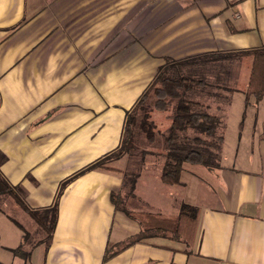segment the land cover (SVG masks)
I'll use <instances>...</instances> for the list:
<instances>
[{"label": "crops", "instance_id": "0c3cea01", "mask_svg": "<svg viewBox=\"0 0 264 264\" xmlns=\"http://www.w3.org/2000/svg\"><path fill=\"white\" fill-rule=\"evenodd\" d=\"M262 48L264 0H0V174L30 210L58 206L46 256L12 263L264 264V98L245 107L253 60L231 56ZM167 66L205 82L195 102L222 125L244 93L239 139L249 123L256 160L226 164L223 136L220 165L185 164L179 185L160 169L127 189L124 156L104 165L118 171L87 170L121 149L128 114ZM183 204L201 211L192 246L153 238L104 260L142 231L126 212L172 218Z\"/></svg>", "mask_w": 264, "mask_h": 264}, {"label": "trees", "instance_id": "16d2710c", "mask_svg": "<svg viewBox=\"0 0 264 264\" xmlns=\"http://www.w3.org/2000/svg\"><path fill=\"white\" fill-rule=\"evenodd\" d=\"M231 56L233 58L247 56L253 60L249 84L246 90L245 107L247 108L252 97L256 101L264 98V48L231 54ZM204 83V81L190 77L172 78L170 77V66L161 68L151 87L127 116L121 149L93 164L87 170L105 168L110 171H118L113 168H107L104 165L108 160L123 156L134 149L132 129L137 126L145 134L148 142L154 143L156 141L155 124L151 120V110L149 108L152 98L155 99V110L166 112L172 108V114L168 117L171 125L168 132L163 135L165 162L160 176L161 181L167 185H179L185 164L199 165L210 169L218 167L220 162L217 152L221 150L224 143V137L218 135L222 126V119L219 116L210 114L201 103L191 101L186 96L189 91ZM189 130H195L201 136L189 137L187 135ZM136 179V175L130 177L125 173V186L130 184L133 190ZM20 193L19 189L11 187L0 174V211L4 212L1 204L5 198L14 199L47 234L43 240L45 244L44 256H46L58 221V206L56 204L51 209L32 211L26 206ZM112 200L120 208L121 195L113 194ZM200 213L199 208L187 204H183L179 214L173 218H165L152 213L126 212L129 218L139 222L142 231L120 244L116 249L107 250L104 260L114 257L135 243L153 238L182 242L190 247L196 238ZM16 224L23 229L25 236L28 235L19 223ZM23 248L24 245L21 244L17 249L11 251L16 255L26 257Z\"/></svg>", "mask_w": 264, "mask_h": 264}, {"label": "rangeland", "instance_id": "374dc122", "mask_svg": "<svg viewBox=\"0 0 264 264\" xmlns=\"http://www.w3.org/2000/svg\"><path fill=\"white\" fill-rule=\"evenodd\" d=\"M236 73L239 75L240 80L233 87L237 90L243 91L245 85V70L239 69L236 70ZM181 76H192V73L189 70L188 72H186V70L180 69L173 71L172 74H170V77L172 78H178ZM212 91L213 87L205 88L204 92L201 94V97L203 99L208 98L211 95ZM197 95L198 94L195 91H190L186 96L187 99L195 101V99H197ZM231 97V106L229 105V109L228 107L226 108V110H228L227 114H221V117H223L225 121L219 129L218 135L225 137L226 144L223 147L225 148L224 150L230 152V155L226 157V164L238 168L242 163V160L250 154H253L252 158L256 160L255 150L257 141L256 138L253 139L254 136L252 135L249 123L246 125V130L244 132L242 140L240 141L239 134L244 126L240 116L242 105L244 102V93L237 92L235 95L231 94ZM154 101V98L150 100L149 108L151 110V120L155 124L157 139L154 143H150L146 139L145 134L138 126L132 129L135 147L129 153H125L123 155L126 159L123 167L130 177L139 174L145 177L151 173L155 174L156 172H159L160 169H162V166L165 162L163 135L168 132V129L171 125V121L168 117L172 114V108L168 109L166 112H159L154 109ZM224 101L225 100L220 99L221 103H223ZM187 135L189 137L198 135L201 136L200 133L195 130H189ZM217 153L219 154V162H221L223 159L221 157L222 151L220 150ZM126 187L128 189L130 187V184H128ZM120 203L122 207H126L124 202ZM1 207L4 212L0 211V264H7L5 262L8 261V258H10L8 263L13 264V258H17L19 260L22 259L26 263L30 261L31 257H39V255L44 252L45 249V244L43 242L47 235L45 231L35 222V220L30 215L24 213V211L14 201V199L5 198L1 204ZM19 222L23 228L25 227L24 229L26 230V233L28 235L25 236V232L23 231V229L18 227L16 223ZM33 226H36L38 228V232H33ZM8 229H12V232L14 229V232L18 234V237L16 235H12L11 237ZM6 234L8 236H6ZM17 239L18 244H16ZM40 240L42 241L40 242ZM9 244L15 247L13 249H17L21 244H23V252L26 254V257L14 254L13 251H11L13 249H9V253H11L10 255L6 254V246ZM39 244L41 245L40 248H36Z\"/></svg>", "mask_w": 264, "mask_h": 264}]
</instances>
